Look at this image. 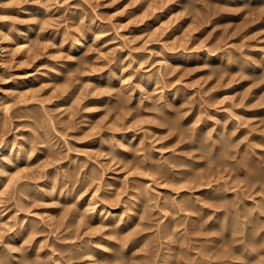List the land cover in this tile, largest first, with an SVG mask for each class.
<instances>
[{
    "label": "rangeland",
    "instance_id": "1",
    "mask_svg": "<svg viewBox=\"0 0 264 264\" xmlns=\"http://www.w3.org/2000/svg\"><path fill=\"white\" fill-rule=\"evenodd\" d=\"M0 46V264H264V0H0Z\"/></svg>",
    "mask_w": 264,
    "mask_h": 264
},
{
    "label": "bare ground",
    "instance_id": "2",
    "mask_svg": "<svg viewBox=\"0 0 264 264\" xmlns=\"http://www.w3.org/2000/svg\"><path fill=\"white\" fill-rule=\"evenodd\" d=\"M83 27H84V26L81 27L82 29H81V28H80V29H77V31L75 32V34L73 33V36H72V37H74L73 39H70L69 36H67V35H69L68 32L66 33L67 35H63L64 38L62 37L63 40L61 41V43H63V44H64V43H68V45H69V49H68V50H69V53H71V55H73V56H74V55L76 56V55L81 51V49H82L83 46H84V45H83L84 40L90 36L89 33H88V34L86 33L87 28L85 29V28H83ZM26 32H27V31H26ZM31 33H32V31L29 30V31H28V35H27V39L30 38V34H31ZM69 33H70V32H69ZM10 34H11V32H10ZM8 35H9V34H8ZM14 37H15V36H14ZM11 39H12V37H11ZM93 40H94L93 43H95L96 41H95L94 38H93ZM1 50H2V46H0V52H1ZM182 52H183L182 54H185L186 50L184 49ZM186 53H187V52H186ZM208 54H209V53H208ZM211 57H212V56H211ZM206 59H207V58H206ZM210 61H211V60H210ZM210 61H209V62H210ZM243 63H244V62H243ZM245 63H246V62H245ZM245 66H247V65H245ZM254 66H255V65H254ZM0 67H1V64H0ZM32 72H33V71H30V72L27 73V75H25V77H24L25 79H24L23 83L26 82V81L31 80V78L35 75V73H32ZM15 82H16V81H15ZM17 82H18V81H17ZM23 83L20 82V84H23ZM20 84H19V85H20ZM167 118H169V117H167ZM165 120H166V118H165ZM168 120H170V119H168ZM166 121H167V120H166ZM226 132H227V131H226ZM226 132H225V133H226ZM225 133H224V134H225ZM227 134H228V133H226V136H227ZM218 135H219V132H218ZM228 135H229V134H228ZM210 137H211V136H210ZM210 137H209V139H210ZM214 137H215V136H214ZM216 137H217V135H216ZM207 138H208V137H207ZM224 138H225V137H224ZM224 138H223V144H224V142H227L226 144H228L230 141H229V142H228V141H224ZM212 139H213V138H212ZM214 139H215V138H214ZM217 139H218V138H217ZM229 139L231 140V138H229V137L227 136V139H226V140H229ZM0 141H1V140H0ZM3 141H4V140H3ZM205 141H206V140H205ZM212 141H214V140H212ZM206 142H207V141H206ZM206 142H205V144H206V146H207V143H206ZM231 142H232V141H231ZM208 143H209V142H208ZM211 143H212V142H211ZM213 144H214V142H213ZM213 144H212V145H213ZM226 144H225L224 146L221 145V148H223V147L225 148V147H226ZM13 145H14V144H13ZM208 145H209V144H208ZM212 145L210 144V147L208 146L209 149H210L209 151H212V150H211V149L213 148ZM230 145H232V144L230 143ZM222 146H223V147H222ZM10 147H12V146H10L8 140H5L4 143H2L1 146H0V168L2 167V168H3V171H4V170H5V169L11 164V160H12V158L14 157V154H13V155H9V154H8V150H10V149H9ZM211 147H212V148H211ZM227 147L229 148L230 146L227 145ZM227 147H226V148H227ZM226 148H225V149H226ZM263 148H264V147H263ZM213 149H214V148H213ZM225 149H223V152H224V153L226 152ZM248 149H249V148H247V151H248ZM224 150H225V151H224ZM215 151H216V150H215ZM218 151H219V150H218ZM218 151H216V152H218ZM252 151H253V150H252ZM261 151H262V150H261ZM263 151H264V150H263ZM21 152H22L21 150L18 151V152H16V153H17V156H16V158L14 157V158L16 159V161H19V159L21 158ZM121 152H123V151H121ZM121 152H120L119 154H124V153H121ZM126 152H127V151H126ZM126 152H125V153H126ZM240 152H242V151H240ZM245 152H246V151H245ZM245 152H244V153H245ZM16 153H15V154H16ZM127 153H128V152H127ZM208 153H209V152H208ZM211 153H212V152H211ZM218 153L220 154V152H218ZM221 153H222V152H221ZM246 153H247V156L249 155V158H250V156H251V158H252V154H253V153H249V151L246 152ZM246 153H245V154H246ZM263 153H264V152H263ZM213 154H215V153L213 152ZM219 154H218V155H219ZM233 154H235V153H233ZM211 155H212V154H210V157H211V159H212V156H211ZM215 155L218 157L217 153H216ZM215 155H213V157H215ZM220 155H221V154H220ZM220 155H219V156H220ZM232 156H233V155H232ZM235 156H236V155H235ZM241 156L243 157V155H241ZM237 157H238V155H237ZM244 157H245V156H244ZM244 157H243V158H244ZM14 158H13V159H14ZM235 158H236V157H235ZM251 158H250V159H251ZM174 159H175V157H174ZM176 159H177V158H176ZM250 159H249V160H250ZM252 159H253V161H251V160H250V161H251V162H254V159H255V158H252ZM259 159H260V158H259ZM263 159H264V157H263ZM263 159H262V157H261L262 163H264V162H263ZM177 160H178V159H177ZM255 160H256V159H255ZM178 161H179V160H178ZM247 163H249V162L247 161ZM254 163H255V162H254ZM259 163H261V161H260ZM262 163H261V164H262ZM249 164H250V163H249ZM246 165H247V164H246ZM256 165H257V163H256ZM259 165H260V164H258L257 166H259ZM262 165H263V164H262ZM249 166H250V165H249ZM249 166H248V167H249ZM251 166H254V165L251 164ZM257 166H256V167H257ZM256 167H254V168L256 169ZM261 167H262V166H261ZM261 167H258V168L264 170V168H261ZM258 168H257V169H258ZM260 169H259V170H260ZM0 170L2 171V169H0ZM156 170H157V169H156ZM248 170H249V169H248ZM252 170H253V167H252ZM252 170H251V171H252ZM183 171H185V170H183ZM252 172L255 173V170L252 171ZM256 172H257V171H256ZM262 172H263V171H262ZM180 173H181L182 176L184 177L185 172H184V174L182 173V171H181ZM263 173H264V172H263ZM263 173H262V174H263ZM255 174H259V173H255ZM260 174H261V173H260ZM262 174H261V175H262ZM252 175H254V174H251V176H252ZM256 176H257V175H256ZM258 176H259V175H258ZM254 177H255V176H254ZM263 177H264V176H263ZM181 178H182V177H181ZM255 178L257 179V177H255ZM258 179H259V177H258ZM252 180H254V178H253ZM73 184H74V183H73ZM72 186H74V185H72ZM217 186H219V185H217ZM217 186H216V187H217ZM74 187H75V186H74ZM70 188H71V186H70ZM70 188H69V191H70ZM76 188H77V187H76ZM218 188H219V187H217V189H218ZM221 188L223 189V187H221ZM67 189H68V188H67ZM212 189L215 190V188H213V187H212ZM217 189H216L215 191H217V192L219 191V193H221V191H220V190H217ZM222 189H221V190H222ZM223 190H224V189H223ZM66 191H67V190H66ZM73 191H74V190H73ZM202 191H203V190H202ZM209 191H212V190H209ZM71 192H72V191H71ZM206 192H207V191H206ZM223 192H224V191H223ZM64 193H66V192L64 191ZM67 193H68V192H67ZM67 193H66V195H68ZM78 193L80 194V192H78ZM204 193H205V192H204ZM215 193H216V192H215ZM215 193H214V191H213V194H215ZM224 193H225V192H224ZM69 194H70V193H69ZM79 194H78V197L81 195V194H80V195H79ZM216 194H217V193H216ZM221 194H222V193H221ZM221 194H219V195L221 196ZM60 195H61V193H60ZM72 195H73V193H72ZM141 195H142V194H141ZM141 195H139V196H141ZM146 195H147V194H146ZM183 195H184V194H183ZM205 195H206V196L209 195V192H208V194H205ZM205 195H204V196H205ZM227 195H228V194H227ZM231 195H233V194H231ZM64 196H65V195L63 194L62 197H64ZM70 196H71V195H70ZM76 196H77V195H76ZM142 196H144V195H142ZM150 196H151V195H149V197H150ZM220 196H219V197L217 196V197H213V198H212V199L214 200V201H212V203L214 202L213 204H215V203L217 204V205H215L216 209L219 208L218 206H220V204H221L220 201L223 200V198H221ZM223 196H224V194H223ZM233 196H234V195H233ZM235 196H236V195H235ZM235 196H234V197H235ZM62 197H60V198H62ZM66 197H68V196H66ZM144 197H145V196H144ZM149 197H148L147 199H149ZM210 197H211V196H210ZM229 197H230V196H229ZM234 197H233V198H234ZM68 198H69V197H68ZM70 198H71V197H70ZM74 198H75V197H74ZM80 198H81V197H80ZM93 198H94V200H93V199H92V200L95 201V197H93ZM191 198H193V197H191ZM214 198H215V199H214ZM227 198H228V197H225V198H224V200H223L224 203L222 202V204H225V205H221L222 207H223V206H224V207L226 206L225 200H226ZM230 198H231V197H230ZM77 199H79V198H77ZM77 199H75V200H77ZM150 199H151V197H150ZM198 199H199V198H198ZM212 199H211V200H212ZM228 199H229V198H228ZM234 199L236 200V198H234ZM73 200H74V199H73ZM87 200H88V199H87ZM130 200H131V199H130ZM192 200H193V199H192ZM195 200H196V199H195ZM195 200H193V202H194ZM207 200H208V196H207ZM207 200H206V201H207ZM98 201H99V200H98ZM127 201H128V200H127ZM173 201H174V200H173ZM173 201H170V200H169V202H173ZM197 201H198V200H197ZM201 201H203V200H201ZM206 201L204 200L203 202H205V204H207L208 201H207V203H206ZM233 201H234V200H232V202H233ZM253 201H254V200H253ZM76 202H78V201H76ZM82 202H83V201H82ZM143 202H144V201H143ZM165 202H166V201H165ZM187 202H190V201L188 200ZM195 202H196V201H195ZM195 202H194V203H195ZM203 202H200V203H203ZM174 203H176V201H174ZM174 203H173V204H174ZM185 203H186V202H185ZM191 203H192V202H191ZM194 203H193V204H194ZM212 203H211V201H210V207H213V208H214V206H212V205H213ZM230 203H231V202H230ZM85 204H86V203H85ZM85 204H84V205H85ZM88 204H89V202H88ZM88 204H87V205H88ZM93 204H94V203H93ZM128 204H130V203H128ZM167 204H168V203H167ZM193 204H192V205H193ZM218 204H219V205H218ZM96 205H97V204H96ZM96 205H95V206H96ZM139 205H140V204H138V206H139ZM168 205H169V204H168ZM170 205L172 206V203H170ZM170 205H169V206H170ZM189 205H190V204H189ZM194 205L199 206V207H197V208H200V210H203L204 207H205V206H203L202 204H201V205H200V204L198 205L197 202H196ZM194 205L191 206V207H194ZM231 205H232V204H231ZM255 205H256V204H255ZM255 205H254V206H255ZM261 205H262V204H261ZM77 206H78V205H77ZM77 206H76V207H77ZM89 206H90V205H89ZM120 206H121V205H120ZM143 206H144V204H143ZM164 206H166V205H164ZM171 206H170V207H171ZM177 206H178V205H177ZM179 206H180V205H179ZM179 206H178V207H179ZM182 206L184 207L185 205H182ZM182 206H181V208H177V209H176L175 204H174V207H175L174 209L177 210L176 214L180 212V211L178 212L179 209H181V210L183 209ZM196 206H195V207H196ZM221 206H220V207H221ZM233 206H234V203H233ZM102 207H104V206H102ZM161 207H162V206H161ZM170 207H169V208H170ZM185 207H187V206H185ZM206 207H207V206H206ZM210 207H209V208H210ZM256 207H257V206H256ZM259 207H260V206H259ZM263 207H264V203H263ZM77 208H78V207H77ZM207 208H208V207H207ZM75 209H76V208H75ZM92 209H94V208H93V205H92ZM102 209H103L102 211L100 210L101 213L99 212L100 214H91V216H89V215H88L89 213H88L87 216H89L90 218H93V219H94V218L100 219L101 221L104 222V224H106V225H110V227H111V225L118 226V227H120V228H122V227L124 226V225H123V221H124L123 218H124V217H123V218L120 217V214H119L117 211H115V208L111 209V208L107 207L106 209H105V208H102ZM172 209H173V208H171V210H172ZM174 209H173V211H175ZM210 209H211V208H210ZM233 209H234V208H233ZM262 209H264V208H262ZM85 210H86V209H85ZM87 210H88V209H87ZM184 210H185V209H184ZM184 210H182V211H184ZM197 210H198V209H197ZM206 210H208V209H205V211H206ZM213 210H214V209H213ZM237 210H238V209H237ZM242 210H243V209H242ZM242 210H240V212H242ZM94 211H95V210H94ZM167 211H168V210H167ZM173 211H172V212H173ZM215 211H216V210H215ZM252 211H253V210H252ZM85 212H86V211H85ZM194 212H196L195 209H194ZM197 212H199V211H197ZM197 212H196V213H197ZM200 212H201V211H200ZM207 212L210 214V216H212V215H211V213H212L211 211H210L211 213H210L209 211H207ZM213 212H214V211H213ZM216 212H217V211H216ZM219 212H220V211H219ZM229 212H230V211H229ZM237 212H238V211H237ZM237 212H236V213H237ZM240 212H238V214H239ZM125 213H126V212H125ZM127 213H128V212H127ZM217 213H218V212H217ZM133 214L135 215V213H133ZM169 214H170V213H169ZM198 214H199V213H198ZM198 214H197V215H198ZM204 214H205V213H204ZM206 214H207V213H206ZM218 214H220V216H222L221 214H223V216H226V215H225L226 212H225V213H224V212H223V213L220 212V213H218ZM233 214H234V213H233ZM124 215H125V214H124ZM173 215H174V214H173ZM199 215H200V214H199ZM202 215H203V214H202ZM202 215H201V216H202ZM236 215H237V214H236ZM126 216H127V215H126ZM217 216H218V215H217ZM233 216H234V215H233ZM233 216H232V218H234ZM250 216H251V215H250ZM252 216H253V215H252ZM252 216H251V217H252ZM259 216H260V215H259ZM230 217H231V216H230ZM230 217H229V218H230ZM240 217H243V216H240ZM127 218H128V217H127ZM129 218H130V217H129ZM134 218H135V217H134ZM171 218H172V217H171ZM171 218H170V219H171ZM198 218H200V217H198ZM204 218H205V217H204ZM220 218H221V217H220ZM253 218H256V215H254ZM173 219H174V218H173ZM179 219H180V218H179ZM222 219H224V218H222ZM222 219H220V221H221ZM251 219H252V218H251ZM260 219H261V218H260ZM125 220H126V218H125ZM130 220H131V219H130ZM133 220H134V219L132 218V222H133ZM176 220L178 221V218H177ZM176 220L168 222V223H169L168 225L166 224V223H167V222H166L165 224H166L167 226H165L164 228H165V229H166L167 227H168V228H169V227L171 228V226H173V225L176 223ZM215 220H216V219H215ZM218 220H219V218H218ZM218 220H217V221H218ZM231 220H232V219H231ZM238 220H239V219H238ZM247 220H248V219H247ZM252 220H253V219H252ZM263 220H264V219H263ZM263 220H262V221H263ZM101 221H100V222H101ZM126 221H127V220H126ZM126 221H125V222H126ZM134 221H135V220H134ZM224 221H225V220H224ZM234 221H235V220H234ZM234 221H233V223H234ZM254 221H255V219H254ZM258 221H259V222H262L261 220H258ZM93 222H94V221H93ZM127 222H129V221H127ZM127 222H126V223H127ZM130 222H131V221H130ZM28 223H29V222H28ZM28 223H27V225H28ZM30 223H31V221H30ZM30 223H29V224H30ZM34 223H35V222H34ZM126 223H124V224L126 225ZM177 223H178V222H177ZM213 223H214V222H213ZM216 223H217V222H216ZM223 223H225V222H223ZM231 223H232V221H231ZM233 223H232V224H233ZM254 223H255V222H254ZM263 223H264V221H263ZM127 224H128V223H127ZM129 224H130V223H129ZM165 224H164V225H165ZM178 224H180V222H179ZM234 224H236V223H234ZM255 224H256V223H255ZM255 224H254V225H255ZM259 224H260V223H259ZM259 224H257V225H259ZM25 225H26V224H25ZM31 225H32V224H31ZM35 225H36V223H35ZM131 225H132V224H131ZM160 225H161V224H160ZM221 225H222V223H221ZM223 225H224V227L221 226V228H222V227L225 228V226H226L227 224H223ZM260 225H262V224H260ZM11 226H12V225H11ZM13 226H14V225H13ZM20 226H22V224H21ZM161 226H162V225H161ZM179 226H180V225H179ZM235 226H236V225H235ZM24 227H25L24 225H23V227H21V228L19 227V230H17V229H18V228H17V229H16L17 231H15L13 234H14V235H18V234H20V232H22V230H23ZM105 227H106V226H105ZM125 227H126V226H125ZM125 227H124V228H125ZM173 227L175 228V226H173ZM180 227H181V226H180ZM213 227H214V224H213ZM233 227H234V226H233ZM254 227H256V226H254ZM259 227H260V226H259ZM262 227H264V226H262ZM25 228H28V227H25ZM25 228H24V229H25ZM31 228H32V227H31ZM115 228H116V227H115ZM124 228H123V229H124ZM130 228H131V227H130ZM130 228H128V229H130ZM162 228H163V227H162ZM174 228H173V229H174ZM223 228H222V229H223ZM231 228H232V226H231ZM234 228H235V227H234ZM171 229H172V228H171ZM177 229H178V226H177ZM177 229L174 231V233H175L176 231L179 230V229H178V230H177ZM238 229H239V228H238ZM250 229H251V228H250ZM250 229H247V230H249L248 232H250ZM31 230H32V229H31ZM115 230H116V229H115ZM118 230L121 231L120 229H118ZM166 230H168V229H166ZM223 230H224V229H223ZM231 230H233V229H231ZM242 230H243V229H242ZM257 230H258V229H257ZM108 231H109V230H108ZM126 231H127V230H126ZM135 231H136V230H135ZM135 231H134V232H135ZM221 231H222V230H221ZM23 232H24V231H23ZM23 232H22V233H23ZM30 232H31V231H30ZM170 232H171V231L169 230V233H170ZM172 232H173V231H172ZM226 232H227V231H226ZM228 232H229V231H228ZM31 233H32V232H31ZM31 233H30V234H31ZM104 233H109V232H104ZM246 233H247V232H246ZM117 234H118V233H117ZM167 234H168V233H167ZM254 234H255V233H254ZM20 235H21V234H20ZM20 235H19V236H20ZM132 235L134 236V233H132V234L130 235V237H131ZM135 235H136V233H135ZM137 235H138V234H137ZM171 235H172V233L170 234V236H171ZM177 235H178V236H177ZM183 235H184V234H183ZM247 235H248V234H247ZM12 236H13V235H12ZM127 236H128V235H127ZM127 236H125V238H124L125 240L127 239V238H126ZM146 236H147V235H146ZM173 236H175V237H176V236L179 237V231H178V234H176V235L173 234ZM173 236H172V238H173ZM17 237H18V236H17ZM130 237H128V239H129ZM167 237H168V236H167ZM180 237H182L181 234H180ZM183 237H184V236H183ZM2 238H3V237H2ZM97 238H98V237H97ZM104 238H106V237H104ZM168 238H169V237H168ZM172 238H170V240H171ZM244 238H245V237H244ZM15 239H16V238H15ZM17 239H18V238H17ZM102 239H103V238H102ZM102 239H101V240H102ZM121 239H122V238H121ZM124 239H122V240H124ZM9 240H10V239H9ZM9 240H8V241H9ZM97 240H98V239H97ZM125 240H124V242H126ZM129 240H130V239H129ZM135 240L137 241L138 239H136L135 236H134V241H135ZM172 240H173V239H172ZM181 240H182V238H181ZM131 241H132V238H131ZM134 241H133V242H134ZM17 242H18V240H17ZM87 242H88V241H87ZM128 242H129V241H128ZM180 242H181V241H180ZM218 242H219V241H218ZM259 242H260V241H259ZM14 243H16V242H14ZM14 243H11V244H14ZM90 243H91V242H90ZM90 243H89V244H90ZM97 243H99V242H97ZM101 243H102L104 246L107 245L108 247H109V245H110V246H111V245H112V246H115V245H116V244H114V242H112L111 240H107V239H104L103 242H100V244H101ZM115 243H118V242H115ZM126 243H127V242H126ZM167 243H168V242H166V244H167ZM169 243H170V242H169ZM211 243H212V242H211ZM16 244H18V243H16ZM102 244H101V245H102ZM119 244H120V243H119ZM119 244H118V245H119ZM163 244H164V243H163ZM5 245H7V244H5ZM84 245L87 246L86 244H84ZM101 245H98V246L100 247ZM103 245H102V247H104ZM126 245H127V244H126ZM126 245H125V246H126ZM167 245H168V244H167ZM241 245H242V244H241ZM0 246H1V245H0ZM3 246H4V245H3ZM3 246H2V248H3ZM11 246L14 247V246H16V245H11ZM81 246H82V245H81ZM119 246H120V245H119ZM168 246H169V247H168L169 250H171V252H172L174 246H171V244H169ZM4 247L6 248L7 246H4ZM16 247H17V246H16ZM23 247H25V246H23ZM121 247H122V245H121ZM238 247H239V246H238ZM0 248H1V247H0ZM2 248H1V249H2ZM5 248H3V249H4V252L6 253L8 249L6 250ZM7 248H8V247H7ZM14 248H15V247H14ZM14 248H13V249H14ZM78 248H80V245H79ZM78 248H77V249H78ZM114 248H115V247H114ZM116 248H118L119 250L123 249V250H121V253H119L120 251L118 252V249H117L116 253L118 252V255H120V254H122L123 252H125V250H124L123 247H122L121 249H120V247H116ZM239 248H240V247H239ZM239 248H238V249H239ZM241 248H242V247H241ZM77 249L75 250V251H76V254L78 253V252H77V251H78ZM86 249H87V251H86L85 253H83L84 250H81V251H83V252H82V255H83V254H84V255L86 254L85 256H89V257H90V258L88 257V258H89V259H88L89 264H90L91 262H93L96 258H97L98 260H100L101 262L108 261V263L111 262L112 258H114L115 261L118 260V259H116L117 255L115 254V252L112 253V251H111V253H110V252L106 251L107 249H103V248H98V247H96L95 244H94V245L87 246ZM180 250L182 251V248H181ZM0 251H3V250H0ZM9 251H10V253H11V250H10V249H9ZM12 251H13V250H12ZM29 251H30V250H29ZM38 251H39V250H38ZM176 251H178V250H176ZM244 251H245V250H244ZM79 252H80V251H79ZM178 252H179V251H178ZM178 252H177V253H178ZM182 252H183V251H182ZM240 252H241V251H240ZM245 252H246V251H245ZM5 253H3V254H5ZM71 253H72V255L74 254V252H71ZM80 253H81V252H80ZM169 253H170V252H169ZM174 253H175V251H174ZM177 253H176V254H177ZM166 254H167V253H166ZM171 254H172V253H171ZM5 255H6V254H5ZM8 255H9V252H8L7 256H8ZM10 255H11V254H10ZM14 255H16V254L13 253V256H14ZM74 255H75V254H74ZM78 255H79V253H78ZM78 255H77V256H78ZM84 255H83V256H84ZM123 255H124V253H123ZM125 255H126V254H125ZM167 255H168V254H167ZM174 255H175V254H174ZM180 255H181V254H180ZM189 255H191V254L189 253ZM16 256L18 257V256H20V255L18 254V255H16ZM77 256H75V258H77ZM161 256H162V255H161ZM163 256H164V255H163ZM177 256H178V254H177ZM192 256H193V254H192ZM17 257H16V258H17ZM80 257H81V254L79 255V258H80ZM93 257H96V258L93 259ZM167 257H168V256H167ZM169 257H174V256H171V255H170ZM4 258H5V257H4ZM8 258H9V257H8ZM8 258H7V259H8ZM12 258H14V257H12ZM73 258H74V257H73ZM119 258H120V256H119ZM122 258H123V257H122ZM122 258H121V259H122ZM163 258H164V257H163ZM180 258H181V257H180ZM187 258H188V257H187ZM189 258H190V257H189ZM97 259H96V260H97ZM114 259H113V260H114ZM170 259L173 260V258H170ZM183 259H185V257H184ZM119 260H120V259H119ZM119 260H118V261H119ZM162 260H164V259H162ZM239 260H240V259H239ZM10 261H11V260H10ZM10 261H9V262H10ZM13 261H14V260H13ZM115 261H114V263H115ZM156 261H157V260H156ZM156 261H155V263H156ZM159 261H160V260H159ZM166 261H167L166 264H168V258H167ZM170 261H171V260H170ZM180 261H181V260H180ZM180 261L178 260L179 263H181ZM182 261H183V260H182ZM184 261H186V260H184ZM192 261H193V260H192ZM192 261H191V262H192ZM178 262H177V263H178ZM188 262H189V260H188ZM191 262H190L189 264H191ZM230 262H231V261H230ZM175 263H176V262H175ZM185 263H186V262H185ZM14 264H15V262H14ZM28 264H29V263H28ZM87 264H88V263H87ZM91 264H92V263H91ZM112 264H113V263H112ZM158 264H159V263H158ZM169 264H171V263H169ZM183 264H184V263H183ZM192 264H193V263H192ZM226 264H228V263H226ZM230 264H231V263H230ZM233 264H234V263H233Z\"/></svg>",
    "mask_w": 264,
    "mask_h": 264
}]
</instances>
